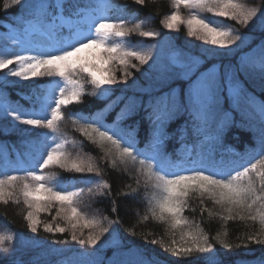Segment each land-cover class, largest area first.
<instances>
[{
    "label": "snow or ice",
    "instance_id": "6c2138e0",
    "mask_svg": "<svg viewBox=\"0 0 264 264\" xmlns=\"http://www.w3.org/2000/svg\"><path fill=\"white\" fill-rule=\"evenodd\" d=\"M170 2L174 10L161 20L164 28L179 31L183 25L189 37H195L203 44L219 49H229L237 41L243 42L245 36L234 34L236 30L214 22L202 15L203 13L227 18L245 27L250 25L258 13L264 17V7L249 6L244 0H170ZM133 3L144 6L146 0H133ZM12 6H21L24 9L29 27L34 28L48 21L49 34L55 36V41L49 49L41 50L36 55L14 54L9 57L0 54V70H6L0 72L2 78L0 87L15 83L9 80L10 77L19 81L44 77L59 79L47 95L42 99L37 97L38 107L24 109L18 105L13 106L6 97L0 96V117L10 118L12 127L25 135L26 139L23 142L30 148V164L22 175L6 173L0 175V203L18 204L22 199L27 209L23 219L32 233H36L42 223L40 213L55 208L56 214L52 221H63L64 226L60 223H43V231L53 234L70 231L72 241L81 246L95 248L101 237L106 233L111 234L112 229L104 223L108 221V217H89L80 207L85 195L84 188L68 190L62 186V178L57 173H45L44 170L55 167L65 172L94 173L96 177L102 175L101 169L91 157L86 158L79 153L73 156L67 149L69 144L75 147L76 142L64 138L60 131V123L65 119L63 109L71 104L81 103L85 84H90L94 89L88 94L97 98L111 91V86L127 85L129 77L132 76L129 69L135 68L140 71L138 65L148 64L154 59L152 49L155 47L149 45L144 49L140 45L131 46L127 38L134 32L141 37L151 38L159 36L160 33L142 29V25L148 22L147 18L128 27L129 21L122 18L127 6L113 4L111 0H91V3L83 8L76 6V10L70 12L67 17L71 21L69 24L64 23L63 0H57L54 5L44 0L39 3L32 0H5L3 5L5 9ZM181 8L188 10L187 16L181 14ZM48 9H53V12L49 13ZM111 10H116L121 16L115 18L108 16L107 13ZM73 17H76L74 21ZM65 27L69 29L67 37L63 36ZM85 50L92 51L88 56L78 55ZM204 51L212 52L214 49L206 48ZM97 58L103 63L119 64L123 72L122 77L117 79L112 69H108L106 75L97 76V71H103L93 63V59ZM173 63L178 62L174 60ZM201 63L202 60L198 56L187 57L178 63L180 70L178 72L174 70L175 79L171 83L162 82L155 93H149L148 107L152 109L148 113L151 128L150 152L137 148L132 139L135 129L127 134H121L116 130L119 122L126 118L124 110L117 114L112 126H105L100 122V118H95L80 123L78 131L93 145L99 147L104 153L101 159L106 158L111 167L123 165L127 170V166L131 164L136 168L137 188L132 189L130 193L118 195L138 194L141 183L139 177L144 178L146 186L154 189L148 211L153 220L167 225V230L173 238L168 244L153 239L150 241L152 245L159 243L172 257L183 259L184 264H225L221 254L210 242V237L199 225L192 227L191 222L183 216V212L189 207L190 196L200 198L201 204L204 200H210L219 206L221 212L202 209L208 212L209 217L219 216L225 224L237 220L258 224L259 232L248 236L247 239L252 243L264 244V101L258 104L255 102L247 91V81L240 75L257 72L261 91L264 92V43L261 45V56L258 61L254 63L243 61L240 67L225 68L223 73L215 66L202 72ZM10 65L15 66L9 67ZM178 81L182 82L177 83ZM225 88L228 96H224ZM241 101L248 105L252 114H258L260 120L255 155L240 157L246 166L237 161L227 164L223 161L220 164L206 162L208 158L203 155L197 159L173 161L164 154L166 120L173 116L183 119L186 115L184 123L191 121L198 128L207 127L211 121L216 125V134L212 138L219 141L234 123L229 111L224 109V103H228L231 109L233 106L238 108ZM107 107L101 111H106ZM248 115L246 112L245 116ZM67 118L72 119V114ZM77 122L73 120L74 124ZM18 125L20 127H17ZM42 129L47 131H40ZM187 163H190L191 167H185ZM137 165L139 166L136 167ZM82 182L93 183L91 178H85ZM107 188L109 184L106 181L97 180L96 190L88 188L87 194L89 197L104 195L102 190ZM113 204L115 205V201ZM115 210L114 207L113 211ZM142 219L147 221L148 216L145 215ZM114 223L119 221H108V224ZM84 229H88L86 236ZM177 233L179 241L175 238ZM223 235L227 237L226 230ZM211 239L216 240L223 249L234 247L225 239H221V233H217ZM13 240V234L0 233V245ZM53 243L66 245L68 241L56 240ZM235 247L239 248L241 245L237 244ZM52 251L62 254L60 249ZM136 255L137 258L132 264H159L158 257L140 251Z\"/></svg>",
    "mask_w": 264,
    "mask_h": 264
},
{
    "label": "trees",
    "instance_id": "16d2710c",
    "mask_svg": "<svg viewBox=\"0 0 264 264\" xmlns=\"http://www.w3.org/2000/svg\"><path fill=\"white\" fill-rule=\"evenodd\" d=\"M4 2L5 0H0V22H12L17 18L26 20L27 13L21 6H12L5 9L3 7ZM32 2L39 3L41 0H32ZM44 2L55 4L54 0H44ZM63 2L65 5L64 17H68L70 12L76 10V6L83 8L89 5L91 0H63ZM244 2L250 6L264 7V0H244ZM111 3L126 5L123 14L129 13L143 20L147 18V23L160 33L158 37L168 39L173 48L185 51L183 49L185 47V32L180 28L177 34L170 35L161 24V20L173 11L170 0H146L144 6L136 5L132 0H111ZM48 11L52 13L53 9H48ZM107 14L112 18L121 15L116 10H111ZM50 19L51 17H49ZM224 23L236 30L235 32L249 35L250 41L246 46L232 54L217 53L205 59L200 65V71L202 72L215 63L221 73L228 67H240L241 54L264 43V30L250 35V32L243 31L232 21L224 20ZM134 43L137 45L133 40L130 45L132 46ZM172 70L176 69L173 68ZM129 71L132 72L131 78L139 89H115L106 99L93 97L85 91L81 103H74L63 109L65 119L60 123V131L64 134V138L76 142L75 147L69 144L67 149L73 156L79 153L86 158L91 157L101 169L102 175L98 178L109 184V188L102 190L105 194L97 196L95 200L93 199L89 203L87 202V206L92 205V209L99 213L101 217H108V221H119V223L112 224L119 242L118 246L106 249L93 248L88 245L81 246L71 240L69 233H45L41 225L36 233H32L27 228V222L23 219L27 209L21 199L18 204L9 202L5 205L0 203V232L14 235L13 242L6 241L3 245H0V264H132L137 258L138 251L149 256L158 257L159 264H184L183 259L172 257L170 253L164 251L159 243L156 245L150 243L151 240L155 239L168 244L173 238L167 230V225L153 220L151 213L148 211L150 207L149 200L153 196L154 189L146 186L144 178L139 177L141 183L138 194L118 195L120 193H130L132 189L137 188L136 168L131 164L127 166V170L123 165L117 168L111 167L106 158L101 159L104 153L99 147L93 145L78 131L80 123L95 118H100V122L105 126H112L117 114L124 110L126 118L119 122L116 130L121 134H127L135 129L132 139L137 148L145 152L151 151L149 146L151 128L148 113L152 109L148 107L149 93H155L162 82L171 83L175 79V72L171 71V74H166L159 83L154 82L152 84L151 82L147 87H143L142 81L139 80V78L142 79V71H137L135 68H131ZM240 75L243 80L247 81V91L255 99V102L258 104L264 101V92L260 88L258 73H240ZM180 82L182 81L177 83ZM17 89L22 90L23 88L2 86L0 87V96L6 97L13 106L18 105L27 109V103L15 94ZM226 91L225 88L224 96H228ZM106 106H108L107 110L102 112L101 110L105 109ZM224 109L229 111L234 123L223 135L222 140L219 141L212 138L216 134V125L211 121L207 127L201 126L199 128L201 136H195V133L192 132L193 123L191 121L187 124L184 123V120L187 119L186 115L183 119L173 116L166 120L164 125L166 133L163 144L164 154L173 161L189 158L197 159L203 155L208 158L206 162L220 164L223 161L227 164L231 161H237L246 166V163L240 157L248 154L255 155L260 131L259 116L258 114H252L248 105L243 101H241L238 108L233 106L231 109L228 103H224ZM246 112L249 113L248 116H245ZM69 114H72V119L67 118ZM73 120L78 122L74 124ZM238 124L242 126L237 127ZM13 139V136L4 135L0 132V175L5 173L9 175L19 174L21 170L29 167L27 161L19 164L18 160L13 157L10 150V143ZM187 146H190L189 150H187ZM185 166L191 167V164L187 163ZM61 173L75 183H79L82 178H85L83 175L76 173H67V175L64 172ZM90 174L95 175L94 173ZM157 195L159 194L157 193ZM113 201H115V205ZM114 207L115 211H113ZM204 208L217 213L221 212L219 206L214 205L210 200H204L201 204L200 198L193 195L189 197V207L184 210L183 216L191 222L192 227L199 225L203 232L210 237V242L221 254L225 264H240V262H244V264H264V244L252 243L247 239L248 236L259 232L258 224L238 220L228 221L225 224V221L220 219L219 216L209 217L207 211H202ZM54 215V212L49 211L48 214L43 213L41 218L49 221ZM145 215L148 216L147 221L142 219ZM225 230L228 233L227 237L223 235ZM132 233H135V235ZM217 233H221V239H225L227 243L232 244L234 247L223 249L216 240L211 239ZM175 238L179 241V233L176 234ZM56 240H67L68 244L53 243ZM237 244L241 247L236 248L235 245ZM53 249H60L62 254L54 253Z\"/></svg>",
    "mask_w": 264,
    "mask_h": 264
},
{
    "label": "rangeland",
    "instance_id": "374dc122",
    "mask_svg": "<svg viewBox=\"0 0 264 264\" xmlns=\"http://www.w3.org/2000/svg\"><path fill=\"white\" fill-rule=\"evenodd\" d=\"M54 2L56 3L57 0H54ZM257 7H260V6H257ZM181 14L183 16H187L188 10L181 8ZM202 15L222 25H227L226 23H224V20H229L223 17H214L212 16L211 13H203ZM122 18L125 19L126 21H129L128 27H131L132 25L139 22L140 20H143L140 18H136L129 13L123 14ZM75 19L76 17L72 18L73 21ZM229 21L234 22L243 31L250 32L249 33L250 35L251 33L261 32L264 30V17H261L259 13L257 17L254 18L252 22H250V25L248 27L240 25L236 21H233V20H229ZM59 22L60 21L58 20L57 23ZM64 23L69 24L71 23V21H69L67 17H64ZM47 24L48 22L44 23L43 25H37L36 27L32 28L28 26L26 20H22L21 18H17L16 20L12 22H0V54H5V55H8L9 57H11L14 54L36 55L41 50L49 49V46L52 45L55 41V36L49 34V29L47 27ZM180 28L186 34L185 35L186 38L184 40L185 47L183 48L185 49V51L184 50L180 51V50L173 48L172 44L168 41V39L158 37V36L155 38L141 37L138 33L134 32L127 38V41L129 44L133 40L137 43V45L142 46L144 49H147L149 45H155V47L152 49L154 59L150 60L148 64L138 65L139 69L142 71V79L139 78V80L142 81L143 87H147L151 82L152 84L154 82L159 83L160 80H162L166 74L168 73L171 74L172 73L171 71H174L172 70L173 68L176 69L175 72L176 71L178 72L180 70L178 67V63L183 62L187 57L198 56L201 58L202 63H203L205 59H208L211 56L216 55L217 53L232 54L233 52L240 50L241 48L246 46L248 42L250 41V36L244 35L245 39L243 40V42L237 41L236 44L231 45L229 49H219L216 46L205 45L203 44L202 41L197 40L195 37H189L187 35L186 28L183 25H181ZM142 29L146 31L147 30L155 31L154 28L148 23L142 25ZM166 31L170 35L178 33V31L169 30V29H166ZM234 34H242V33L234 31ZM68 35H69V29L68 27H65L63 30V36L67 37ZM137 45H135V43L132 44V46H137ZM206 48H212L214 49V51L205 52L204 49ZM91 51L92 50H85L79 53L78 55L82 57L88 56ZM260 56H261V46H258V47L255 46L251 48L249 51L241 54L239 63L240 65L243 61L254 63L260 59ZM174 60L177 61L178 63H173ZM93 63L97 65V68H100L103 70V71H97L96 72L97 76L106 75L108 69H112L117 79H120L123 75L121 66L119 64L103 63L98 58L93 59ZM134 63L138 64V62L136 61H134ZM14 66L15 65H10L9 67H14ZM214 66L215 68L218 69V66L215 63L214 65L210 66L205 71L213 69ZM93 70L95 71V69ZM2 71H6V70H0V72ZM76 78L79 79V77H76ZM135 78L137 79V77ZM58 79L59 78L44 77V78H33L31 81H19L16 78L10 77L9 80L15 81V83H9L5 87L23 88L22 90L17 89L15 94L27 103L28 109H31L33 107H38V104L36 103L37 97H40L42 99L44 95H47L49 93V90L55 86V83L56 81H58ZM133 82L134 81L132 80V78L129 77L127 85L121 84L120 86H111L112 90L105 93L102 97H100V99L108 98L114 92L115 89H120V90L139 89L137 88L138 86L136 85V83L134 82L135 83L134 84ZM0 84H2V78H0ZM58 91L59 89L57 88L56 92L58 93ZM85 91L90 93L94 91V89L92 88L90 84H85L84 92ZM226 92L228 95V91ZM17 127H20V126L18 125ZM40 131H47V130L42 129ZM0 132L4 135L14 136V140H12L10 143V150L15 160H18L19 164H22L23 161H27L28 164H30V157H29L30 148L26 143L23 142L26 139V137L24 134L18 132L15 128L12 127L10 118L0 117ZM192 132L195 133V136H201V134H199L200 129L197 128L196 126L192 127ZM189 149H190V146H187V150ZM52 168H55V167H52ZM52 168L45 169L44 172L45 173H52V172L57 173L58 176L62 178V186L68 188V190H73L74 188H84L85 195L80 204L81 210L84 211L89 217L95 216L97 218H102L99 215V213H97L96 211L92 209V205L87 206V202L89 203L93 199L95 200L97 196H99V195H96L94 197H89V195L87 194V190L88 188H93V190L95 191L96 190L95 181L100 180V179L90 173H76V174L83 175L85 178H91L93 183H89V184L83 183L82 180L85 178H82L79 183H75L74 181H72V179H68L67 177H64L61 173V172H64L67 175V173L73 174L74 172H65L59 168H55V169H52ZM24 170L25 169L21 170L19 172V175H22L24 173ZM50 212H54L56 214L55 208H52ZM43 213L48 214V212L40 213L39 218L42 221L41 223L42 227H43V223L53 222L52 219H50L49 221L43 220L41 218ZM53 223L54 224L60 223L61 226H64V222L60 220H57ZM104 223L106 226L112 229L111 234L106 233L105 236L101 237V241L98 242V245L95 248L106 249V248H111V247L112 248L117 247L119 242L114 233L112 224H108L107 221H104ZM66 232L71 235L70 231H66ZM0 233L8 234L7 232H2V231ZM87 233H88V229H84L85 236L87 235Z\"/></svg>",
    "mask_w": 264,
    "mask_h": 264
},
{
    "label": "bare ground",
    "instance_id": "6f19581e",
    "mask_svg": "<svg viewBox=\"0 0 264 264\" xmlns=\"http://www.w3.org/2000/svg\"><path fill=\"white\" fill-rule=\"evenodd\" d=\"M27 107H28V105H27ZM28 109V108H27ZM14 137V136H13ZM14 140V139H13Z\"/></svg>",
    "mask_w": 264,
    "mask_h": 264
}]
</instances>
